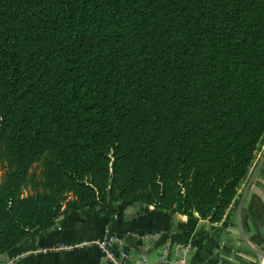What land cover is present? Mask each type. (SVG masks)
Returning <instances> with one entry per match:
<instances>
[{"label": "trees", "instance_id": "trees-1", "mask_svg": "<svg viewBox=\"0 0 264 264\" xmlns=\"http://www.w3.org/2000/svg\"><path fill=\"white\" fill-rule=\"evenodd\" d=\"M264 141V0H0V257L117 202L220 221Z\"/></svg>", "mask_w": 264, "mask_h": 264}, {"label": "crops", "instance_id": "crops-1", "mask_svg": "<svg viewBox=\"0 0 264 264\" xmlns=\"http://www.w3.org/2000/svg\"><path fill=\"white\" fill-rule=\"evenodd\" d=\"M116 206L111 219L86 209L64 213L34 240L25 239L1 256L0 262L17 256L13 264H110L93 241L113 233L126 248L138 250L146 245L151 260L171 236L176 242L191 243L190 264H264V141L246 181L218 222L153 205L117 202ZM131 232L158 237L151 243L141 242Z\"/></svg>", "mask_w": 264, "mask_h": 264}, {"label": "built area", "instance_id": "built-area-1", "mask_svg": "<svg viewBox=\"0 0 264 264\" xmlns=\"http://www.w3.org/2000/svg\"><path fill=\"white\" fill-rule=\"evenodd\" d=\"M131 236L141 242L151 243L150 241L156 239L158 234L131 232ZM122 241L119 235L110 233L93 243L99 247L103 258L110 264H190L192 245L189 242H176L171 236H167L154 259L151 260L146 245L134 250L126 248ZM16 259L17 256H14L0 264H13Z\"/></svg>", "mask_w": 264, "mask_h": 264}, {"label": "water", "instance_id": "water-1", "mask_svg": "<svg viewBox=\"0 0 264 264\" xmlns=\"http://www.w3.org/2000/svg\"><path fill=\"white\" fill-rule=\"evenodd\" d=\"M252 180H253V178H252V179H250V181H249L248 185H250V184H251ZM248 187H249V186H248ZM248 187H247V188H248ZM262 254H263V257H264V253H262Z\"/></svg>", "mask_w": 264, "mask_h": 264}, {"label": "rangeland", "instance_id": "rangeland-1", "mask_svg": "<svg viewBox=\"0 0 264 264\" xmlns=\"http://www.w3.org/2000/svg\"><path fill=\"white\" fill-rule=\"evenodd\" d=\"M1 172V171H0Z\"/></svg>", "mask_w": 264, "mask_h": 264}]
</instances>
